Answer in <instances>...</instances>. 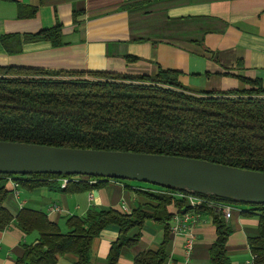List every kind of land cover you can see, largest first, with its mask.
<instances>
[{
  "label": "crops",
  "instance_id": "crops-1",
  "mask_svg": "<svg viewBox=\"0 0 264 264\" xmlns=\"http://www.w3.org/2000/svg\"><path fill=\"white\" fill-rule=\"evenodd\" d=\"M55 27L57 45L33 38ZM0 66L141 76L163 69L177 71L180 83L192 90H241L248 87L244 79L264 88V0H0ZM6 180L3 206L13 219L0 229V264H15L26 245L38 242V231L26 232L17 224L21 209L40 212L67 232V219L89 209L152 213L158 204L141 192L144 186L115 179H103L91 191L66 192L46 185L29 188L18 180L16 187ZM183 210L169 203V220L146 218L132 228L128 235H137V242L123 246L115 264H134L141 252L162 245V264H210L213 217L199 215L190 228L193 246L186 255L185 234L171 228ZM221 217L230 228L224 245L230 264H257L252 245L264 252L262 214L235 206L228 219ZM118 236L119 227L108 224L92 238L89 264H107ZM55 259L53 264H75L77 256L66 252Z\"/></svg>",
  "mask_w": 264,
  "mask_h": 264
},
{
  "label": "trees",
  "instance_id": "trees-1",
  "mask_svg": "<svg viewBox=\"0 0 264 264\" xmlns=\"http://www.w3.org/2000/svg\"><path fill=\"white\" fill-rule=\"evenodd\" d=\"M33 38H49L57 45L59 27L39 32ZM178 76L177 71L163 69L154 76H141L105 71L68 74L0 66V140L182 156L264 172L261 84L244 79L248 84L245 89L198 91L183 86ZM8 176L12 175L0 173V229L13 219L3 206ZM61 176L66 175L14 177L29 188L46 185L65 192L91 191L107 179L99 177L94 183L69 180L60 188L57 181ZM135 183L144 188H160ZM142 191L158 202L152 213L141 209L131 214L89 209L82 217L67 219V232H61L44 214L21 209L16 216L17 224L26 232L38 231L39 238L36 244L25 246L15 264H53L55 254L66 252L77 256L75 264H89L90 242L108 224L119 227V236L107 260V264H115L120 249L137 242V235H128L132 228L140 227L146 218L169 220L171 215L166 211L169 203L185 206L167 194ZM206 198L245 207L264 217V204L233 202L212 195ZM197 212L212 215L216 227L210 264H230L224 246L229 226L220 213L205 204L198 206ZM252 250L256 263L264 264L263 247L252 245ZM164 260L162 245L155 252H141L134 258V264H162Z\"/></svg>",
  "mask_w": 264,
  "mask_h": 264
},
{
  "label": "water",
  "instance_id": "water-1",
  "mask_svg": "<svg viewBox=\"0 0 264 264\" xmlns=\"http://www.w3.org/2000/svg\"><path fill=\"white\" fill-rule=\"evenodd\" d=\"M0 173L130 180L233 202L264 204V172L165 154L0 140Z\"/></svg>",
  "mask_w": 264,
  "mask_h": 264
},
{
  "label": "built area",
  "instance_id": "built-area-1",
  "mask_svg": "<svg viewBox=\"0 0 264 264\" xmlns=\"http://www.w3.org/2000/svg\"><path fill=\"white\" fill-rule=\"evenodd\" d=\"M99 177H87V176H79V175H69V176H61L58 178L60 187H64L69 180H78L84 179L89 183L96 182ZM7 179L14 183V186H18L16 181V177L8 176ZM147 190H151L157 193H164L169 195L176 202H184L185 206L189 208V210H183L179 214L175 215L171 222V228L173 232H182L185 234V252L186 255L189 254L190 250L193 246V236L190 232V228L197 223L199 219V213L197 212L198 206L205 204L208 207L212 208L215 213H220L224 218L228 219L231 216L232 211L235 208V205L225 202L213 201L206 196L197 195L187 191H180L169 188H146ZM92 198V193L89 195Z\"/></svg>",
  "mask_w": 264,
  "mask_h": 264
},
{
  "label": "rangeland",
  "instance_id": "rangeland-1",
  "mask_svg": "<svg viewBox=\"0 0 264 264\" xmlns=\"http://www.w3.org/2000/svg\"><path fill=\"white\" fill-rule=\"evenodd\" d=\"M126 182H132V183H135V181H130V180H125Z\"/></svg>",
  "mask_w": 264,
  "mask_h": 264
}]
</instances>
